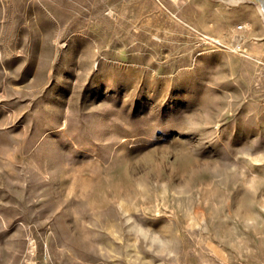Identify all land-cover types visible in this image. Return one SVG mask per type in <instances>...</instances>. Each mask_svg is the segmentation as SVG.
<instances>
[{
	"label": "rangeland",
	"instance_id": "374dc122",
	"mask_svg": "<svg viewBox=\"0 0 264 264\" xmlns=\"http://www.w3.org/2000/svg\"><path fill=\"white\" fill-rule=\"evenodd\" d=\"M0 0V264H264V2Z\"/></svg>",
	"mask_w": 264,
	"mask_h": 264
},
{
	"label": "bare ground",
	"instance_id": "6f19581e",
	"mask_svg": "<svg viewBox=\"0 0 264 264\" xmlns=\"http://www.w3.org/2000/svg\"><path fill=\"white\" fill-rule=\"evenodd\" d=\"M260 1L264 2V0H260ZM262 2H261V3H262ZM260 9H261V11L264 13V9H263V8H260Z\"/></svg>",
	"mask_w": 264,
	"mask_h": 264
}]
</instances>
